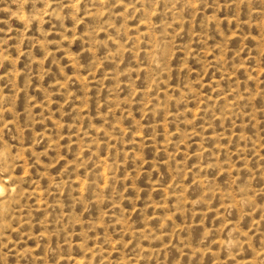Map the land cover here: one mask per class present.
<instances>
[{"label": "rangeland", "instance_id": "obj_1", "mask_svg": "<svg viewBox=\"0 0 264 264\" xmlns=\"http://www.w3.org/2000/svg\"><path fill=\"white\" fill-rule=\"evenodd\" d=\"M0 264H264V0H0Z\"/></svg>", "mask_w": 264, "mask_h": 264}]
</instances>
